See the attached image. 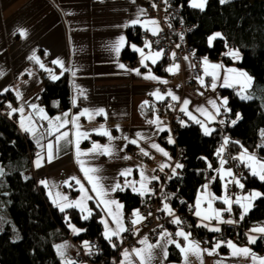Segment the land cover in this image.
<instances>
[{
    "label": "crops",
    "instance_id": "1",
    "mask_svg": "<svg viewBox=\"0 0 264 264\" xmlns=\"http://www.w3.org/2000/svg\"><path fill=\"white\" fill-rule=\"evenodd\" d=\"M150 0H0V93H3V89L9 88L10 92L15 96L14 100H6V104L11 103L12 107L19 108L24 106V116H32L37 127L36 142L39 139V146L36 142V150L31 161V169L36 173V180L43 188L47 198L53 203V200H57L62 206L69 202L77 201L81 198L82 193L79 191V185L72 178L75 177L84 184V187L89 189V194L95 198V193L91 192V185L87 182L84 172L81 169L80 161H83L84 168H96L98 169V175L101 177V183L106 189L119 183L122 186L125 182H139L141 181V171L144 175L151 178L152 176L160 177L161 172L170 169L171 167H164L163 171L160 170L161 165L169 164L175 166L173 160V154L170 144L168 142L169 136V117L160 108V99H157L153 93L159 92L164 96L165 93L171 91L174 95L179 97L178 102L183 107V101L189 100L190 103L187 106L188 112H191L194 116L207 123L209 128H213V124L216 121L218 115L214 121H208L207 118L200 112H197V108H205L211 113H215V109L209 103L211 100H215L217 104L227 96L219 93V89L222 88L221 84L223 78L226 75H230V83L240 96L241 89L245 87L246 78L238 75L240 72H245L248 76L252 77L244 68L239 65V60L233 59L232 56L229 62L224 59L225 55L230 51H238L236 49L227 50L224 54L220 55L216 59L209 58L208 56H202L203 60L207 57L210 64H219L222 67L219 69L218 74L220 79L216 82L217 87L215 90L209 86L212 83V76L208 75L204 80V85H201L200 79L196 78L197 85L195 88H191L186 82L192 79L191 69L194 65V55L186 54L178 71H168L169 68H174L176 65H165L163 72H158L155 66L161 61V56L156 59V63L153 64L151 60L144 61L147 64L145 68L141 64L140 53L135 51L131 45H135L137 48H143L145 54L150 52H156L151 48L145 47L147 40L139 36V40L132 41L128 38V29L132 28L141 30L146 28L148 30H158L161 26L157 17H151L146 13L145 4ZM190 3V2H189ZM162 17H166V13L163 10ZM139 19L141 23L133 25V20ZM150 21H156V24L150 23ZM124 25H128L124 27ZM146 25V26H145ZM21 31H26L27 36L21 35ZM123 36L125 38V45L121 48L117 55L114 51L113 45L116 41ZM130 46L135 52L134 59H125L122 55L123 49L126 46ZM240 53V52H239ZM38 57L39 61L43 63L44 68L40 67L35 59L30 57ZM241 56V54H240ZM187 57V59H185ZM59 59L63 62L64 68H61L58 64L53 63L54 60ZM227 59V58H226ZM125 65V68H120L119 65ZM202 67L205 70V65L202 62ZM67 69V70H66ZM134 69L140 70V75H137ZM227 69L237 70L235 73L228 74ZM50 70V71H49ZM158 77V80L146 79L149 75ZM65 71H69L71 75V101L72 106L67 109H63L60 106L58 99H52L49 103V107L41 104L39 101L40 91L44 86L45 80L42 78L43 73H47L49 78L52 75L61 76ZM72 71H75L76 75L72 76ZM209 72L213 71L211 68ZM167 81V83H163ZM164 84L166 92L159 89V85ZM253 84V78L250 86L245 88L244 94L251 95V88ZM79 90L83 91V95L79 94ZM20 92L22 98L18 99L16 92ZM202 93V95H201ZM1 97V94H0ZM52 101L57 106H53ZM148 103L145 104L144 102ZM36 104L39 108L44 109V112L49 118L61 116L68 113L67 119L69 121L76 115L84 110L88 109L89 112L95 113L99 109H103L105 115H94V118L89 120L86 116H80L78 121L80 125V131L88 133L87 138H81L79 142V149L86 155H77L76 149V129L72 123H69L65 128L60 129V132H69L68 139L72 143H66L61 140L58 145L55 144V136L60 133H56L53 136L48 135V120L40 119L36 112H33L29 105ZM228 108V105H227ZM224 110L221 107V112ZM220 112V113H221ZM18 128L20 127L19 120L20 114H14ZM159 118V123H149V121ZM28 121H25L27 125ZM46 124L47 128L42 129V125ZM201 127V126H200ZM163 128L164 131H160ZM202 129V128H201ZM100 130H106L110 133L109 136L100 134ZM203 131V129H202ZM264 128L261 129V132ZM25 132V131H23ZM204 132V131H203ZM137 134H140L139 136ZM167 135L168 140L162 141L161 135ZM127 137V139H125ZM142 137V138H141ZM137 140V144L130 143L131 140ZM173 139V137H172ZM174 140V139H173ZM54 143V158L51 162L47 159L46 145L49 142ZM155 143L168 152L171 159L164 156L161 152L152 148L151 145ZM94 144L102 146H109L112 151V155H104L97 152H91ZM262 146H264V136H262ZM141 149L148 152V155H144ZM248 150V149H247ZM243 151L240 148L233 155L238 157ZM37 153H40L44 159L41 162L40 167H36ZM248 153L255 155L258 159L263 160L255 150H248ZM129 157V159H125ZM241 163V162H240ZM242 166H246L245 163H241ZM220 162L216 169H220ZM225 169H229L223 166ZM248 168V167H247ZM131 170V174L127 177L120 175L125 170ZM235 179H238L241 183L240 176L233 169ZM250 171V170H249ZM176 173L178 170L176 169ZM173 174V172H172ZM215 176H218L221 180V194L216 193L210 181L206 182L207 193H211L214 197H222L223 188L226 182L231 178H221V173L214 172ZM213 178V177H212ZM41 181H47L48 186L45 187ZM69 183H65V182ZM236 186H238L236 184ZM136 187H139V183H136ZM147 187L151 189L150 183ZM239 187V186H238ZM129 188L131 191V187ZM118 190V189H117ZM116 190V191H117ZM115 192L109 191L107 199H114L123 205L122 209L118 211L121 213V219L123 226L127 229L120 233L119 238L113 237L111 244L118 246L122 245V235L131 232L136 238L137 244L133 247L123 246L113 264H122L124 261L123 253L125 250L131 254V264H138V258L135 257L133 249L145 248V244H141L140 241L147 238L148 244L163 243L159 238L154 239L147 227V216L140 212V206L133 207L132 210L127 213L125 210V204L120 200ZM259 191L258 189H251L244 191L236 195L233 199L235 201L239 197L253 192ZM49 192L52 195H49ZM59 192L61 196H66L67 201L60 199L56 196ZM68 192L72 193V197H68ZM205 192V189H199L197 198ZM137 193V192H136ZM151 193L148 192L143 197L141 203H149L151 201ZM139 194V193H138ZM210 199L211 197H207ZM90 201H86L87 209L92 212ZM54 204V203H53ZM168 204L171 209L173 205L170 200L163 199V205ZM56 205V204H55ZM57 206V205H56ZM103 208V205H101ZM227 206V205H225ZM223 202L219 199H213L212 208L219 210L223 207ZM232 206H236L239 210L242 209L239 205L233 203ZM112 210L117 211L115 205H111ZM60 208V207H59ZM66 208V207H65ZM80 211L81 209L77 207ZM202 209H207V202L202 201ZM139 211L140 215L145 217L140 223L133 224L132 221L136 219L133 213ZM87 215V212H82ZM101 220H108L109 226L115 228L116 225L112 218L106 214V210L103 208V212L100 217ZM192 222L203 226L211 231V228L218 227L220 220L213 218L212 220H202L201 217L194 215ZM208 225L205 227L204 225ZM74 226L76 229H80L76 224L69 223V236L55 244L57 252V246H63L62 250L64 255L61 256L58 252V256L63 263L67 261L75 260L76 242L73 240V235L77 232L73 231ZM256 227H264V221L253 223L247 229V241L246 242H232L240 248H250L258 257H264V250L256 251L254 244L249 243V236L260 237L261 234L251 232L250 230ZM103 235L105 232L104 224L102 223ZM80 232V231H79ZM215 232V231H212ZM178 241L182 246H186L188 241H185L182 237L172 238ZM190 239V238H189ZM259 239V238H258ZM257 239V240H258ZM66 240L69 241L68 245H62ZM191 240V239H190ZM192 241V240H191ZM194 242V241H193ZM257 242V241H256ZM216 243L211 245H199L203 250L202 256L189 255V264H253L250 258L232 256V249L227 246H223L220 243V247L216 248ZM167 258H163L161 249H154V259L152 264H185L183 253L178 249L175 244H167ZM214 250V254L208 253ZM176 257H171L170 255ZM64 257V259L62 258Z\"/></svg>",
    "mask_w": 264,
    "mask_h": 264
},
{
    "label": "trees",
    "instance_id": "2",
    "mask_svg": "<svg viewBox=\"0 0 264 264\" xmlns=\"http://www.w3.org/2000/svg\"><path fill=\"white\" fill-rule=\"evenodd\" d=\"M189 2L176 0L186 21L193 24L186 36L194 55L216 59L225 51L236 49L241 54L239 65L253 78V98L250 100L241 99L231 87L221 88L222 94L227 96L228 109H231L233 118L236 119L237 113L242 117L228 129L229 149L234 153L243 145V148L255 150L264 160V146L261 145V129L264 128V0H228L223 4L220 0H207L204 10L191 7ZM217 32L221 33L222 39L217 38L210 46L208 38ZM139 36L140 30L128 29L130 40L137 41ZM122 55L132 60L136 54L127 45ZM224 58L226 62L231 59L227 54ZM163 67L160 61L155 69L163 72ZM1 97L3 101L15 99L10 91L3 92ZM52 99H58L63 109L72 106L69 71H65L59 79H45L39 101L49 107ZM186 125H178L175 129L176 141L184 148L185 154L183 169L168 178L172 195L164 200H170L173 206L177 196L184 197L187 202L195 201L206 170L211 172L209 181L213 190L221 194V180L214 175L220 161L216 155L217 134L213 131L211 135H205L196 123ZM233 137L238 138L239 143L231 140ZM36 147L34 138L18 128L14 115L9 118L0 112V168L4 173L0 175V264H66L59 258L55 244L69 236V223L81 228L73 235L75 242L85 244L89 239H97L103 247L98 258L102 255L116 256L118 246L113 247L103 235L100 219L103 208L97 207V199L90 201L92 212L85 220L77 207H66L61 211L47 198L35 177L24 174L31 166ZM208 164L212 168H208ZM238 174L244 188L234 184L240 191L258 189L264 193V181L253 176L249 168L241 165ZM116 195L124 202L127 213L133 207L151 203L154 198L151 193V201L141 203L143 197L129 188L124 191L118 189ZM219 201L223 202L222 199ZM259 221H264V198L255 200L241 224L249 228ZM193 227L200 230L203 226L193 222ZM254 249L264 250L262 238L254 244ZM73 262L83 264L76 258Z\"/></svg>",
    "mask_w": 264,
    "mask_h": 264
},
{
    "label": "snow or ice",
    "instance_id": "3",
    "mask_svg": "<svg viewBox=\"0 0 264 264\" xmlns=\"http://www.w3.org/2000/svg\"><path fill=\"white\" fill-rule=\"evenodd\" d=\"M167 2V0H166ZM228 0H220V3H227ZM207 4V0H190V6L193 8H198L200 10H204L205 6ZM133 25L135 24H139L141 23V21L139 19L133 20L131 22ZM150 23L152 24H156V21H150ZM128 25H124V27H127ZM146 26V25H145ZM23 36H27V32L26 31H21L20 33ZM156 34V31L153 30V35ZM217 38H221V33L217 32L214 35L210 36L208 38V43L211 46L212 42L214 40H216ZM125 38L123 36H121L116 43L113 45L114 51L116 52V54L118 55L121 48L125 45ZM131 47L140 53L141 56V64L147 68V64L144 63V61L146 60H151L153 64L156 63V59L158 57H160L162 55L161 52H150L149 54H145L144 49L143 48H137L135 45H131ZM145 47L147 48H151V43L150 42H145ZM195 53H193L194 55ZM228 55L232 56L233 59L239 60L241 58L239 51H230L228 53ZM31 59H35L37 61V63L40 64L41 68H44V65L42 62L39 61L38 57H30ZM185 59H187V57H185ZM53 63L58 64L61 68H64L63 62L60 61L59 59L54 60ZM203 64L205 65V70H204V74L206 76L210 75L212 76V83L209 85L212 90H215L217 87V81L220 79L218 71L219 69L222 67L219 64H210L207 57L204 58L203 60ZM120 68H125V65L120 64L119 65ZM179 66L176 65L174 66V68H169L168 71L172 72V71H178ZM211 68L213 71L209 72L208 69ZM67 70V69H66ZM50 71V70H49ZM134 71L136 72L137 75H140V70L139 69H134ZM228 74L231 73H235L237 70L235 69H227L226 70ZM72 76L74 77L76 75L75 71H72ZM0 75H3L2 73H0ZM239 76L246 78V83H245V87L241 89V94H240V98L243 100H250L253 97L250 95H246L244 94L245 88L247 86L251 85L252 82V77L248 76L247 73L245 72H240L238 73ZM51 78L53 80L59 79V76L56 75H52ZM146 79H153V80H158L159 78L151 75V71L149 70V75H147L145 77ZM230 79L231 76L230 75H226L223 78V82L221 84L222 87H233L234 85L232 83H230ZM163 83H167V81H163ZM200 83L201 85H204V79L203 77L200 78ZM10 89L9 88H5L3 89V92H8ZM2 94V93H0ZM79 94L83 95V91L79 90ZM153 95L156 96L157 99L163 100L164 96L160 95L159 92L157 91L156 93H153ZM168 96H171L172 100L174 101H178L179 97H177L176 95H174L171 91H169L167 93ZM202 95V93H201ZM16 96L18 99H21V93L20 92H16ZM145 104H147L148 102L145 101ZM190 103L189 100H184L183 101V107H181V111L185 112L189 118L191 120H193L196 124H199L201 126V128L204 131L205 135H211L213 131H215V129L213 128H209L207 126V123L205 121L200 120L199 118H197L196 116H194L191 112H188L187 110V106ZM209 103L212 105V107L215 109V113H211L209 112L207 109L205 108H197L196 111L200 112L202 115H204L208 121H214L216 118V115H219L221 112V107L224 108V110L226 112H230L231 109L227 108L228 105V99L227 98H223L220 101V104L218 105L217 102L215 100H211L209 101ZM31 107V109L33 110V112H36L40 119H46L48 120V135L49 136H53L56 133H60L59 135L55 136V144L58 145L59 142L61 140H64L66 143H72L71 140L68 139L69 137V132L64 131V132H60V129L65 128L69 123H72L75 126L76 132L75 135L77 137L76 139V149H77V155H86V153H83L80 151L79 149V142L81 138H87L88 133L86 132H81L80 131V125L78 123L80 116H86L89 120L94 118V115H105L106 113H104L103 109H99L98 111H96L95 113H91L89 112L88 109H84L82 110L79 115H76L72 118L71 121H69L67 119L68 117V113H64L63 114V119L61 118V116H57L54 118H49L46 113L44 112V109L39 108L38 105L36 104H31L29 105ZM55 106H59L58 102H56ZM171 106V105H170ZM7 107L10 109V111L8 112V116L9 118H11L14 114L19 113L20 114V120H19V124L20 127L23 131L30 133L34 138H36V132H37V127L35 126V121L32 119V116L29 115L27 117L24 116V106H21L19 108H14L12 107L11 103H9L7 105ZM242 117L240 116L239 113L236 114V119L229 121V123H231L232 125H235L238 120H240ZM28 121L27 125L25 124V121ZM221 124H224L225 121L224 120H220L219 121ZM149 123H159V118L157 117L156 120L153 121H149ZM181 124L183 126H187L186 122L181 121ZM160 131H164L163 128L160 129ZM170 131V129H169ZM100 134L105 135V136H109V139H111L110 133L106 130H100ZM138 136L140 134H137ZM261 136H264V131L261 132ZM142 138V137H141ZM125 139H127V137H125ZM37 145L39 146V139L36 140ZM130 143L133 144H137L138 141L137 140H131L129 141ZM168 142L170 144H174L175 141L172 139L171 136H169V140ZM229 143V138L225 137L224 138V143L223 145L217 150L216 155L217 157H220V169H215V171H218L221 173V178L223 179L224 177H229L231 178L228 182L229 183H235L237 184L241 189L244 188V185L242 183H240V181L238 179H235L234 173L232 172L231 169H225L223 166L225 164L228 163L227 160H224L222 158V153L225 150V147L228 145ZM235 143H239L238 141ZM152 148H155L157 151L161 152L164 156L168 157L169 160L171 159V157L169 156L168 152H166L163 148H161L159 145L153 143L151 145ZM240 147L243 149V151L241 152V154L238 157H233V159L238 160L241 163H245L246 166L249 168L251 174L253 176L258 177L261 181H264V160H260L258 159L255 155L248 153V150L246 148H243V145H240ZM46 149H47V159L49 162H51L54 158V143L53 142H49L46 145ZM99 152L100 154H104V155H108L111 156L112 155V151L111 148L109 146H102L99 144H94L93 148L91 149V152ZM141 151L143 152L144 155H148L149 153L144 151V149H141ZM37 160H36V167H40L41 166V162L44 159V157L40 154L37 153ZM125 159H129V157H125ZM206 159V158H205ZM81 164V169L84 172L85 178L87 180V182L91 185V192L95 193V198L97 199V207H100L101 205H103V208L106 210V214L108 216H110L113 220V222L115 223L116 227L112 228L109 226L108 220L103 219L101 220V223L104 224V228H105V232H104V237L106 240L109 241V243L112 242V238L113 237H117L119 238L120 233L123 231H126L127 229L123 226L122 223V219H121V213L118 211L119 209L123 208L122 204H119L118 201L114 200V199H107L106 197L109 196V191L111 192H115L117 189H119L120 191H124L125 187H131L133 192H137L140 195H145L148 192H152V189H149L147 187V184L150 183L151 180H158L159 178L156 176H152L151 178L147 177L144 175L143 171H141V181L139 182H125V185L122 186L119 183L114 184L111 189H106L105 186L101 183V177H99L98 175H96V173H98V169L96 168H84V164L83 161H80ZM164 167H171L172 168V172H173V176L176 175V169H183L184 165L181 163H176L175 166L173 167L172 165L169 164H165V165H161L160 166V170L163 171ZM208 168H212L211 164H208ZM3 169L0 168V175H3ZM131 174V170H125L124 172H121L120 175L127 177L128 175ZM171 179V177H169ZM27 179V178H26ZM73 180L76 181V184H78L79 187V191L82 193L81 198L77 201L74 202H69L66 203L64 205H60L58 203L57 200H53V203L56 204L58 207H60L61 211H64L65 207H79L81 209L82 212H87V215L83 216V219H88L89 216L91 215V211L87 209L86 206V201L88 200H92L94 197L92 195L89 194V189L84 187V184L81 183V181L75 177L72 178ZM213 179H215V177H213ZM40 183H42L45 187L48 186V182L47 181H41ZM65 183H69V182H65ZM136 183H139V187H136ZM207 185L204 186L205 192L202 193L196 201L195 204V215L197 217H201L202 220H212L213 218L220 220L221 218V212L219 210H215L212 208V201L213 199H222L223 203L225 205H227L226 209H224V211H228L231 212L232 210V205L233 203L239 205V207L242 209V215L240 217V219L242 220L244 218V215H246L253 207V204L255 202V200L260 199V198H264V193L259 192V191H253L250 192L246 195H244L243 197H239L237 198L235 201H233L231 198L227 197L226 194V190H227V184L224 185L225 188V196L224 197H214L212 196L211 193H207ZM49 195L51 196L52 193L49 192ZM57 197H60V199L67 201V197L66 196H61V194L59 192L56 193ZM207 197H211L210 199H208ZM207 202V209H202L201 208V204L202 201ZM111 205H115L117 211H113L112 207H110ZM163 210L167 212L168 215L170 216H174V212L173 210L170 208V206L168 204H164ZM134 217H136V219H134L132 221V223L138 224L140 223L143 219H145V217H143L142 215H140L139 211H135L133 213ZM224 223H235V221L233 220H227V221H222ZM173 223L179 225L182 223V221L179 219V217H176L173 220ZM205 227H207L208 225H204ZM70 227L73 228L74 232H79L81 231L80 229H76L74 226ZM211 231H215L218 232L220 231V229L218 227H214L210 229ZM251 232H255V233H259L261 234L260 237L257 236H249V243L250 244H255L258 238H264V227H256L250 230ZM171 233H168L166 230L162 233V235L159 237L160 241H163V243H157L155 245L153 244H148L147 243V238H144L143 240L140 241L141 244H145L146 247L145 248H141V249H133V253L135 254V257L138 258V264H152V261L154 259V249L159 248L161 249L163 258H167V249H166V245L167 244H175V246L180 249L181 253H183V258H184V262L185 264H189V255H196L197 257L202 256L203 252L206 250H203L199 247V244L191 241L189 239L190 237V233L185 232L184 230H179L176 235L179 237H182L185 241H188L186 246H182L178 241L174 240V239H170L171 237ZM113 247H115V244H112ZM85 247H88V243L85 242ZM216 248L220 247V242H218L215 246ZM227 247H229L230 249H232V256H240V257H245V258H250L253 262V264H264V257H258L254 252H252V250L250 248L244 247V248H240L238 246H236L235 244H233L231 241L227 242ZM63 246H57V252L63 256L64 252L62 250ZM209 255L214 254V250L208 253ZM124 256V261H122V264H131V260H130V256L131 254L128 252V250H125L123 253ZM66 264H75V262L73 261H67Z\"/></svg>",
    "mask_w": 264,
    "mask_h": 264
},
{
    "label": "built area",
    "instance_id": "4",
    "mask_svg": "<svg viewBox=\"0 0 264 264\" xmlns=\"http://www.w3.org/2000/svg\"><path fill=\"white\" fill-rule=\"evenodd\" d=\"M146 13L151 17H157L160 21V28L156 30V34L153 35V31L146 28L140 30L141 38L147 40L151 43L152 49L156 52H161V62L163 65H176L181 64L184 56L186 54L194 53V49L191 44H189L187 39V32L193 27L192 23L186 21L185 16L182 12L180 5L176 3V0H150L145 4ZM163 10L166 13V17H162ZM203 58L202 56L194 55V65L191 69L192 79L188 80L186 83L190 85L191 88H195L197 85L196 78L200 79L203 77L206 80L204 69L202 67ZM49 77L47 73L42 74V78L45 80ZM161 91L166 92V87L164 84L159 85ZM219 93H222L221 88ZM0 112L5 115H8L10 109L7 107L5 101L0 97ZM53 106L55 105L52 101ZM162 111L169 117V134L173 137L175 143L170 146L174 163H184V148L180 146L176 141V132L175 129L178 125H182L181 121L186 122V124H194L195 122L189 118V116L182 112L181 105L178 101L172 100L171 96L167 95V92L164 95V99L159 103ZM171 105V106H170ZM58 108V107H57ZM224 120L225 123L221 124L219 121ZM234 120L230 112L223 110L217 117L216 121L213 124V129L217 134L216 147L219 149L223 143L224 138L229 137L228 129L232 125L229 121ZM46 124L42 125V129H46ZM162 141H167L168 136L161 135ZM231 140L237 141L238 138L233 137ZM235 157L232 151L227 145L224 152L222 153V158L227 160L228 163L224 166L233 169L236 173L241 172V163L233 159ZM180 172V169H177ZM25 175H32L35 177L36 173L33 169L28 168L24 172ZM172 175L170 169L161 172L158 180H151L150 187L153 193V200L151 203L144 205L140 208V212L147 216V227L150 235L157 239L162 233L166 230L168 233H171L172 238H177L176 233L179 230H184L187 233H190V239L199 245H211L216 242H220L223 246H227V242H246L247 241V229L245 228L240 219L242 211L236 209L232 206L231 212L224 211L227 206L221 209V218L219 222L218 232L209 231L207 228L198 229L193 227L192 219L195 215V204L196 202H187L184 197L177 196L175 201L176 205L173 206L174 216H170L166 211L163 210V199L167 196H171L172 192L168 188V178ZM211 172L206 170L205 180L199 186V189H204L205 183L210 180ZM227 184L226 194L228 198L232 200L234 197L241 193L234 182ZM225 196V188H223L222 197ZM68 197L71 198L72 194L68 192ZM179 217L182 221L181 224L177 225L173 223V220ZM233 220L235 223H224L222 221ZM263 243H264V238ZM88 247H85V244L75 243L76 252L74 254L75 258L83 264H105V263H115L116 258L119 254L120 249L123 246L133 247L137 244L136 238L127 232L122 237V245L119 246L116 256H98L103 251L102 244L97 239H89L87 241Z\"/></svg>",
    "mask_w": 264,
    "mask_h": 264
},
{
    "label": "rangeland",
    "instance_id": "5",
    "mask_svg": "<svg viewBox=\"0 0 264 264\" xmlns=\"http://www.w3.org/2000/svg\"><path fill=\"white\" fill-rule=\"evenodd\" d=\"M44 80V79H43ZM35 179H36V175H35ZM68 243H69V241L68 240H66V242H64L62 245H68ZM63 259H64V257H62Z\"/></svg>",
    "mask_w": 264,
    "mask_h": 264
}]
</instances>
